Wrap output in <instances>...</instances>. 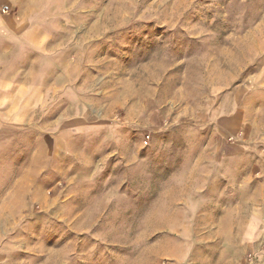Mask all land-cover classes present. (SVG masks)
Listing matches in <instances>:
<instances>
[{"label":"rangeland","instance_id":"rangeland-1","mask_svg":"<svg viewBox=\"0 0 264 264\" xmlns=\"http://www.w3.org/2000/svg\"><path fill=\"white\" fill-rule=\"evenodd\" d=\"M39 5L55 41L20 67L41 108L0 129V264H264V0Z\"/></svg>","mask_w":264,"mask_h":264},{"label":"crops","instance_id":"crops-1","mask_svg":"<svg viewBox=\"0 0 264 264\" xmlns=\"http://www.w3.org/2000/svg\"><path fill=\"white\" fill-rule=\"evenodd\" d=\"M39 1L0 0V129L27 124L42 106L44 91L35 71L28 78L20 73L21 65L38 66L53 49V31L37 21ZM222 152L230 155L236 147Z\"/></svg>","mask_w":264,"mask_h":264}]
</instances>
